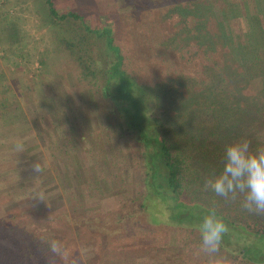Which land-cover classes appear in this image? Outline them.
Wrapping results in <instances>:
<instances>
[{
    "label": "rangeland",
    "instance_id": "rangeland-1",
    "mask_svg": "<svg viewBox=\"0 0 264 264\" xmlns=\"http://www.w3.org/2000/svg\"><path fill=\"white\" fill-rule=\"evenodd\" d=\"M51 1L59 15L113 28L124 70L154 101L159 133L203 163L192 164L181 199L224 215L222 248L236 264H264V237L227 218L245 225L264 215L243 210L242 195L224 199L203 187L221 170L225 146L247 140L251 152L264 149V37L250 31L264 25L251 16L252 0ZM78 27L71 19L53 23L42 0H0V216L22 205L66 215L50 225L65 249L48 264H210L198 231L182 249L187 230L157 225L194 227L208 211L160 198L140 209L145 149L103 95L109 63L100 40H90L95 81L80 76L62 42L83 35ZM209 140L218 142V158L207 161ZM19 176L23 185L8 187ZM40 193L48 199L38 204Z\"/></svg>",
    "mask_w": 264,
    "mask_h": 264
},
{
    "label": "trees",
    "instance_id": "trees-1",
    "mask_svg": "<svg viewBox=\"0 0 264 264\" xmlns=\"http://www.w3.org/2000/svg\"><path fill=\"white\" fill-rule=\"evenodd\" d=\"M42 1L47 8L48 18L52 20L53 23L57 24L58 22L71 19L79 24L80 28H78L84 33L81 35L74 31V38H72L71 41H62L66 50L69 51L72 58H74L79 74L83 79L95 81L96 77V71L93 69V59L91 57L90 40L92 38L98 39L104 44V52L108 57L107 61L109 64L106 69V85L103 95L109 99L122 120L125 129L130 133L133 131L136 134L135 140L145 149L147 180H145L144 186L146 193L142 197V202L139 206L140 209H146V201L150 198V200L154 201L160 198L163 201L170 200L171 206L181 203H196L206 211L215 209L219 216H224L214 207H208L193 200L185 201L181 199L182 193L188 189L189 181L187 180V176L190 173L192 164L197 163L200 165L202 162L194 161V157L184 151L175 152L157 130L153 118L154 101L151 99L150 94L142 87L138 86L124 70L123 56L119 47L114 44L113 28L109 25L90 28L79 15L74 13L59 15L55 11L51 0ZM251 5L254 8V15L251 16H254V18L257 17L258 21L260 20V22H262V27L264 25V1L252 0ZM244 7L247 8V5L244 4ZM250 29V31L253 32L256 30L257 35H262V37H264V27H262L263 30H261L257 28V26L252 25ZM7 35L11 37L13 34L8 33ZM0 106H2V103H0ZM216 127L218 130L215 129V131L218 133L220 128L219 126ZM213 136L214 134L212 133L210 137ZM205 140L206 138L203 139V141ZM217 143L216 141L215 143L210 142L211 146L205 151L206 155L204 157L207 161L211 158H218V155H215L218 154V152H214L217 150ZM148 149H152V152L148 153ZM29 168H31V166H29ZM49 179L50 178H47L45 182L48 183ZM23 181V178L19 176L12 179L9 182L11 185L8 187L15 185L22 186ZM67 185L70 186L69 183H67ZM59 186L61 188L64 187L62 182H60ZM29 197L33 198V194L30 193ZM38 199L39 204L42 200H47L48 198L47 195L40 193ZM47 202L48 201H45L44 204ZM15 203L16 202L13 201L11 204L13 205ZM22 207L23 208H13L12 211L5 214L3 213L0 216V253L2 256L0 264H3L2 261L4 257L19 264H28L30 262L31 264H48L50 258L53 259L56 254L58 256L63 253L65 249L63 244L64 238L58 237L59 233H55L50 225L58 222L61 225L62 221L65 219L68 220L69 218L64 214L53 215L46 207L37 209V212H33L30 209L26 211V205H22ZM172 208H174V206H172ZM36 213L38 216L35 215ZM227 218L229 222L244 227L249 233L251 232L252 235L264 237V221L258 223L250 221V223L248 222L245 225H241L236 223L229 216ZM83 220L84 218H81L75 223H85ZM28 222L32 224V227L27 224ZM157 225H168V228L173 226L175 228L178 227L187 230L189 237L182 242V249H185L186 244L189 243L191 245V243L195 242L193 241L194 237L190 236V234L194 233L195 227L189 224L182 226L172 221H166L165 223ZM51 240L60 241L62 244V247L55 253L49 251L47 247L48 242ZM198 242L200 244V239ZM173 247L175 250L178 248L177 246ZM219 253L223 254V264H236V257L232 253L225 252L223 248H221ZM202 256L206 259L204 263L207 259L210 260L204 252Z\"/></svg>",
    "mask_w": 264,
    "mask_h": 264
},
{
    "label": "clouds",
    "instance_id": "clouds-1",
    "mask_svg": "<svg viewBox=\"0 0 264 264\" xmlns=\"http://www.w3.org/2000/svg\"><path fill=\"white\" fill-rule=\"evenodd\" d=\"M36 172L39 165H35ZM204 190L216 197L235 200L242 195L241 208L250 214L264 215V149L250 151L247 140H240L225 146L221 170L205 179ZM200 234V248L209 257L210 264H223L218 256L229 227L215 209H209L196 224ZM47 247L55 253L61 247L60 241L51 240Z\"/></svg>",
    "mask_w": 264,
    "mask_h": 264
}]
</instances>
